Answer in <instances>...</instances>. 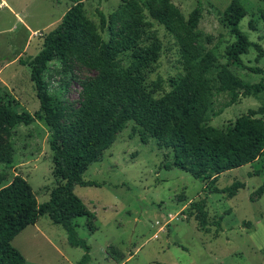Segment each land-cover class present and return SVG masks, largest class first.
I'll use <instances>...</instances> for the list:
<instances>
[{
  "label": "rangeland",
  "instance_id": "1",
  "mask_svg": "<svg viewBox=\"0 0 264 264\" xmlns=\"http://www.w3.org/2000/svg\"><path fill=\"white\" fill-rule=\"evenodd\" d=\"M171 1L185 18L200 1L202 16L197 29L204 37H212L207 47L215 53L217 64L207 76L214 77L219 65L228 62L226 47L234 41L222 14L230 0ZM240 2L247 14L239 27L261 51L250 46L241 55L245 68L230 63L229 69L245 82L264 81V25L259 13L264 0ZM121 3L122 0H83L85 14L98 31L101 30L97 11L107 16ZM69 5L68 0H0V98L17 112L33 113L39 109L30 67L19 60H29L37 54L43 34L59 23ZM145 13L151 22L148 33L137 37L132 49L117 55L121 65L129 67L135 83L118 87L114 101H125L131 94H148L158 99L184 74L172 36ZM149 33H153L155 40L148 37ZM102 37L108 40L107 29ZM248 67H258L262 72L254 73ZM94 74V70L80 63L65 67L58 59L48 61L43 76L54 102L65 108V118L80 106L81 82ZM229 99L228 92L210 93L206 113L209 125L218 128L232 125L238 116L264 102V91L257 96L240 95L236 102L227 105ZM217 111L221 112L212 115ZM50 134L43 120L12 128L7 140L14 151L13 160L0 161V187L20 174L30 183L39 203L48 200L57 183L51 172ZM174 155L171 149L159 147L157 140L133 118L124 123L110 143L100 148L98 160L83 173L84 180L97 184L74 187V192L96 216L93 231L85 216L75 219L79 237L90 247L85 264H264V192L256 195L264 183V152L249 164L221 173L213 183L194 178L174 166L166 168ZM236 180L245 186L233 197L214 190ZM199 199L205 200L210 223L221 219L219 231L213 225L207 230L198 228L187 207ZM12 244L24 256L23 264H76L84 253L83 248L68 244L64 229L47 215L27 225ZM110 245L124 253L121 262L109 256Z\"/></svg>",
  "mask_w": 264,
  "mask_h": 264
},
{
  "label": "trees",
  "instance_id": "2",
  "mask_svg": "<svg viewBox=\"0 0 264 264\" xmlns=\"http://www.w3.org/2000/svg\"><path fill=\"white\" fill-rule=\"evenodd\" d=\"M68 1L70 5L59 23L43 34L42 47L37 54L29 60H19L22 65L30 67L39 109L33 113L17 112L0 98V161L11 163L13 160L14 151L7 138L14 126L43 120L51 132L48 141L52 151L51 172L57 179L48 200L42 203L37 201L30 183L20 174L0 187V264L24 263V256L13 246L12 240L42 215H47L64 229L69 245L84 249L76 264L87 262L90 247L84 238L79 237L75 219L85 216L93 231L96 216L74 192V187L97 184L84 180L83 173L98 160L100 148L112 141L128 119L133 118L145 127L159 147L175 153L166 168L174 166L203 181L213 183L221 173L249 164L264 152V102L238 116L226 128L206 122L212 91L228 92L227 105L236 102L240 95L257 96L264 91L262 79L245 82L229 69L230 63L245 68L241 55L246 54L250 46L261 51V47L250 41L239 27V22L247 14L240 0H230L222 12L224 24L234 41L226 47L228 62L220 64L212 78L207 73L216 66L217 59L207 47L212 37H204L197 29L202 16L200 1L185 18L171 0H122L107 16L101 10L97 11L101 31L86 16L83 0ZM145 11L172 36L182 58L184 74L175 79L172 88L158 99L148 94H131L125 101H114L118 87L135 83L129 67L122 66L117 55L132 49L136 38L148 33L151 22ZM259 13L264 25V8ZM105 29L108 40L102 37ZM148 37L155 40L153 33ZM52 59H58L65 67L80 63L95 71L94 76L81 82V103L69 118H65V108L54 102L43 76L48 61ZM248 69L254 73L262 72L258 67ZM220 112L212 115L217 116ZM244 186L242 181L236 180L214 190L233 197ZM263 192L264 183L256 190V195ZM187 209L201 230H207L209 225L220 230V218L211 223L208 221L204 199L190 202ZM108 251L118 263L125 257L113 245Z\"/></svg>",
  "mask_w": 264,
  "mask_h": 264
}]
</instances>
